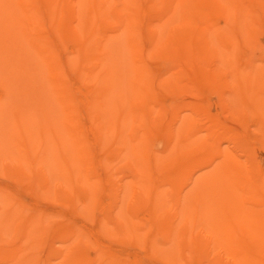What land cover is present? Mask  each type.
Listing matches in <instances>:
<instances>
[{
    "label": "bare ground",
    "instance_id": "6f19581e",
    "mask_svg": "<svg viewBox=\"0 0 264 264\" xmlns=\"http://www.w3.org/2000/svg\"><path fill=\"white\" fill-rule=\"evenodd\" d=\"M0 264H264V0H0Z\"/></svg>",
    "mask_w": 264,
    "mask_h": 264
},
{
    "label": "rangeland",
    "instance_id": "374dc122",
    "mask_svg": "<svg viewBox=\"0 0 264 264\" xmlns=\"http://www.w3.org/2000/svg\"><path fill=\"white\" fill-rule=\"evenodd\" d=\"M186 100H189L190 97L189 96H184ZM152 141H153V144H152ZM156 142V143H155ZM161 142H162V138L158 137V136H155V138L153 137L150 141L151 145L155 146V147H159L161 145Z\"/></svg>",
    "mask_w": 264,
    "mask_h": 264
}]
</instances>
